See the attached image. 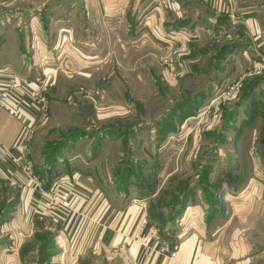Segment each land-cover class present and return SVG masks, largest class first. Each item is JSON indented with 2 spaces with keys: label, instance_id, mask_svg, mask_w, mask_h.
Masks as SVG:
<instances>
[{
  "label": "rangeland",
  "instance_id": "obj_1",
  "mask_svg": "<svg viewBox=\"0 0 264 264\" xmlns=\"http://www.w3.org/2000/svg\"><path fill=\"white\" fill-rule=\"evenodd\" d=\"M95 1L0 0V60L16 40L28 59L44 65L30 70L46 85L44 119L26 148L33 174L45 191L63 181V191L75 196L68 172L89 162L112 200L125 197L124 207L140 208L134 237L149 223L170 244L172 260L182 222L193 219L191 233L208 225V239L223 237L221 264H264L263 50L228 10L216 12L202 0ZM238 1L254 6L264 25V0ZM93 8L103 20H92ZM153 10L161 25L147 23ZM127 15L140 16L133 23L142 26L134 30ZM124 33V49L140 51L137 68L128 62L132 54L122 53ZM72 46L98 59L74 70L66 64ZM2 200L0 219H8L18 197ZM69 217L50 220L64 224ZM234 247L236 257L223 255Z\"/></svg>",
  "mask_w": 264,
  "mask_h": 264
},
{
  "label": "crops",
  "instance_id": "obj_2",
  "mask_svg": "<svg viewBox=\"0 0 264 264\" xmlns=\"http://www.w3.org/2000/svg\"><path fill=\"white\" fill-rule=\"evenodd\" d=\"M98 1L100 2V0L95 2ZM108 1L110 0H107L103 5L108 6L109 3H111ZM119 1L121 2V6L126 4V0ZM202 1L204 7L212 6L216 12L228 10L230 12L229 17L237 21L239 25H242L254 43L264 52L263 17L257 12L254 6H250L238 0ZM93 6H96V4H93ZM102 6H100L101 9ZM150 8L152 7H148L146 10ZM93 9L94 16H92V20H103L104 16L102 17L100 8L98 10L96 8ZM103 9H105V7ZM111 11L112 12L107 14L109 21H111L110 16L115 10ZM99 12H101V16ZM243 13H246V15L244 14V18L242 17L236 20L234 17L235 14L243 15ZM85 14L89 15L91 12L89 13L87 10ZM156 14L158 13L155 10H153V13L148 14L149 16L146 19L147 23L148 21H155V19H158L156 21H159L161 25L164 18H156ZM160 15L163 16V13L160 12ZM153 16H155V18ZM127 17L131 18L128 22L132 23L134 30L142 24L136 25L133 23L134 21H140V16L136 18L133 15L132 18L130 15H127ZM199 18L200 16H196L194 20H199ZM120 20L124 21L122 17ZM201 20L205 21L208 19L204 17ZM188 22L193 23L192 20ZM157 25L159 24L154 26ZM13 29L15 28L13 27ZM150 31L154 33L151 28ZM128 38L127 34L124 33L123 42L121 43L123 49L126 48L125 45L128 44ZM160 39L164 40V38ZM161 46L162 45L158 44L157 52L154 50L150 52L154 59L160 58L162 50L160 51L159 49ZM132 47L133 46L129 45L122 53L128 54L130 52L132 57L128 62H132L133 68H137V65L141 64L142 59L138 55V52L140 53L139 49L137 48L134 50ZM72 48L75 54H71L73 58L71 57L66 64H71L70 66H72L74 70L76 68L88 69L90 65H93L91 64L92 60H95V58L98 59L97 56H90L89 53L91 52L85 51L86 55L84 56L76 47L72 46ZM28 51L29 50L26 51V49L25 52L22 51L21 47L16 43V40L13 41L10 53L1 51L4 55H1L0 60V88L5 86L10 87L12 91L23 100L31 104L32 107L34 106V108L30 110L25 109L24 114L26 117L25 121L29 124L31 133H33L44 119V105L46 103L43 104L32 97V92L39 87V83L38 79L34 78L32 75L33 72H30V70L35 69L32 65H37L39 67L43 64L38 62L35 58H33L34 61L28 59L26 57ZM234 53H236V51H234L233 54ZM78 54L82 55V58ZM107 58L110 57L107 55ZM117 62L122 63L123 66H125L126 63L124 62V58H122V61L118 60ZM48 68L49 67H46L45 70ZM47 74L48 72L46 73L44 71V75L46 76ZM82 75L86 78L91 77V74L87 73H83ZM23 125L24 123L22 120L9 115L0 107V204H2L3 197L7 199L5 201L6 204L11 203L15 194L18 197V203L17 207H15L14 214L8 219H0V264L222 263L224 256L222 257L220 239L223 237L220 236L221 234L219 233L224 229L221 227L218 228L220 229L218 230L219 235L212 234L210 237L214 239L211 240L208 239L206 235V230L210 229L208 225L205 227L203 226L202 231L191 233L193 219L191 221L192 224L186 225L185 222H182L183 227L180 230L181 234L177 242V257L173 260L160 254V242L163 239L158 237L157 233L153 230L154 228H151L149 223L146 225L145 229L140 232L145 239L137 240L134 235L137 232L142 217L140 208L124 207L123 205L126 204V198L115 189L114 191L117 196H123L124 198L119 200L118 197H114V200H112L109 196V189L106 188L105 184L102 182H105L106 179L98 174V169L95 170L94 168V172H91L89 168L91 163L89 162H84L88 167L87 169L75 165L68 172L70 177L72 176L76 181L73 185L75 189V200L73 211L69 217L70 219L68 218L69 220H66L64 224H59L52 222L50 219H40L37 217L33 209V196L39 197V191L33 188L28 180L27 174L22 169V164H29L26 148L28 144L33 143L28 140L24 148L19 147L14 149V145L16 144ZM3 148L13 149V156L19 158V162H15L11 157L7 156ZM58 169H62V166L59 165ZM55 170L49 168L50 173L52 171L55 173ZM63 174L64 173H61V175ZM55 177H57V175L53 178ZM49 179L50 178H48V180ZM45 180H47V178ZM135 200H137V198H135ZM5 208L4 206L1 209L0 214H3ZM257 208H259V206ZM197 213H199V211H197L196 214ZM1 217L0 215V218ZM217 220L219 224L221 220H219V218ZM146 235L149 237H144ZM227 252L229 255L228 257H236V247L233 248L234 253L228 251L226 248L223 255H227Z\"/></svg>",
  "mask_w": 264,
  "mask_h": 264
},
{
  "label": "built area",
  "instance_id": "obj_3",
  "mask_svg": "<svg viewBox=\"0 0 264 264\" xmlns=\"http://www.w3.org/2000/svg\"><path fill=\"white\" fill-rule=\"evenodd\" d=\"M39 87L32 92V97L45 104V97L43 94V87L46 86L38 79ZM0 107L3 108L9 115L22 120L24 125L21 132L18 135L14 149L23 147L31 136V128L27 124L25 117V109H32L31 104L23 100L8 86L0 88ZM7 156L11 157L13 161L19 162V158L13 156V149L3 148ZM22 169L28 176V180L33 188L39 191V197L33 199L34 213L39 218H49L52 221L64 220L69 217L73 211V202L75 200L72 192L63 191V181H59L45 191L42 181L38 176L33 174L32 168L29 164H22ZM146 222V221H144ZM135 238L137 240H143V236L138 233ZM159 252L169 258H174L175 254L171 253L170 244L166 240H162Z\"/></svg>",
  "mask_w": 264,
  "mask_h": 264
},
{
  "label": "trees",
  "instance_id": "obj_4",
  "mask_svg": "<svg viewBox=\"0 0 264 264\" xmlns=\"http://www.w3.org/2000/svg\"><path fill=\"white\" fill-rule=\"evenodd\" d=\"M248 93V92H247Z\"/></svg>",
  "mask_w": 264,
  "mask_h": 264
}]
</instances>
